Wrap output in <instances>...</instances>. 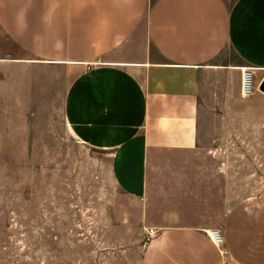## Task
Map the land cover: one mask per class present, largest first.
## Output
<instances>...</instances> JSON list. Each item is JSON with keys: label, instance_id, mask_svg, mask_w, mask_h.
<instances>
[{"label": "crops", "instance_id": "crops-1", "mask_svg": "<svg viewBox=\"0 0 264 264\" xmlns=\"http://www.w3.org/2000/svg\"><path fill=\"white\" fill-rule=\"evenodd\" d=\"M261 88L264 0H0V105L60 101L76 143L132 165L157 232L144 264L264 262L261 223L226 206L219 142L242 117L256 137Z\"/></svg>", "mask_w": 264, "mask_h": 264}, {"label": "rangeland", "instance_id": "rangeland-1", "mask_svg": "<svg viewBox=\"0 0 264 264\" xmlns=\"http://www.w3.org/2000/svg\"><path fill=\"white\" fill-rule=\"evenodd\" d=\"M18 102L0 105V264H144L154 220L132 165L76 143L60 101ZM244 120L219 140L226 206L252 214L264 244V122L254 138Z\"/></svg>", "mask_w": 264, "mask_h": 264}, {"label": "built area", "instance_id": "built-area-1", "mask_svg": "<svg viewBox=\"0 0 264 264\" xmlns=\"http://www.w3.org/2000/svg\"><path fill=\"white\" fill-rule=\"evenodd\" d=\"M254 70L245 68L242 71V83H241V94L244 98H248L254 94ZM149 236L153 237L156 235V230L150 228L147 230ZM208 236L212 243L219 247L224 244V236L219 230H212L208 232Z\"/></svg>", "mask_w": 264, "mask_h": 264}, {"label": "water", "instance_id": "water-1", "mask_svg": "<svg viewBox=\"0 0 264 264\" xmlns=\"http://www.w3.org/2000/svg\"><path fill=\"white\" fill-rule=\"evenodd\" d=\"M264 91V88H261Z\"/></svg>", "mask_w": 264, "mask_h": 264}]
</instances>
